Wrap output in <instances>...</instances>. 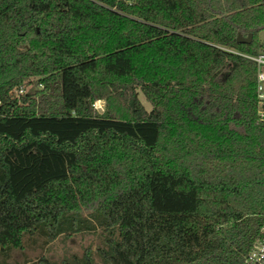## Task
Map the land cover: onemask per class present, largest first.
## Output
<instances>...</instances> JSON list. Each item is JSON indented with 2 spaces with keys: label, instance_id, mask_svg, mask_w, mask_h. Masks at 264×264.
<instances>
[{
  "label": "trees",
  "instance_id": "16d2710c",
  "mask_svg": "<svg viewBox=\"0 0 264 264\" xmlns=\"http://www.w3.org/2000/svg\"><path fill=\"white\" fill-rule=\"evenodd\" d=\"M262 29L264 0H0V264L94 224L102 264H242Z\"/></svg>",
  "mask_w": 264,
  "mask_h": 264
},
{
  "label": "rangeland",
  "instance_id": "374dc122",
  "mask_svg": "<svg viewBox=\"0 0 264 264\" xmlns=\"http://www.w3.org/2000/svg\"><path fill=\"white\" fill-rule=\"evenodd\" d=\"M258 39L262 45L261 51H264V29L258 32ZM29 86V85H27ZM19 92V90H16ZM138 98L142 105L148 109L149 103L138 92ZM102 101L96 100L94 105L101 107ZM103 232L100 231L98 225L90 229L75 231L66 235L58 234L55 238L43 245H39L41 237H37L35 244L24 240V244L20 248H11L9 256L6 258V264H32L39 257H45L55 264H60L63 259H70L73 255L81 256L84 250H89L94 264H102L99 257L95 253L98 245H101Z\"/></svg>",
  "mask_w": 264,
  "mask_h": 264
},
{
  "label": "built area",
  "instance_id": "2783aa9c",
  "mask_svg": "<svg viewBox=\"0 0 264 264\" xmlns=\"http://www.w3.org/2000/svg\"><path fill=\"white\" fill-rule=\"evenodd\" d=\"M256 63L255 72V102L256 116L264 121V51L256 54H245ZM264 260V238L253 243L243 259L242 264H261Z\"/></svg>",
  "mask_w": 264,
  "mask_h": 264
},
{
  "label": "water",
  "instance_id": "95a60500",
  "mask_svg": "<svg viewBox=\"0 0 264 264\" xmlns=\"http://www.w3.org/2000/svg\"><path fill=\"white\" fill-rule=\"evenodd\" d=\"M250 38H251V33L250 32H248L246 36H242L240 34V32H236V37H235L236 41H245V42H247V41L250 40ZM97 110L101 111V107H97ZM261 264H264V260H263V262Z\"/></svg>",
  "mask_w": 264,
  "mask_h": 264
}]
</instances>
